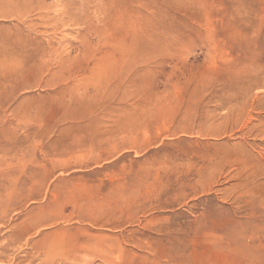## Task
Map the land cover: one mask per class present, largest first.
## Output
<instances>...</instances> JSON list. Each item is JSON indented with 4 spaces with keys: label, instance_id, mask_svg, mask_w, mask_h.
<instances>
[{
    "label": "rangeland",
    "instance_id": "374dc122",
    "mask_svg": "<svg viewBox=\"0 0 264 264\" xmlns=\"http://www.w3.org/2000/svg\"><path fill=\"white\" fill-rule=\"evenodd\" d=\"M0 264H264V0H0Z\"/></svg>",
    "mask_w": 264,
    "mask_h": 264
}]
</instances>
